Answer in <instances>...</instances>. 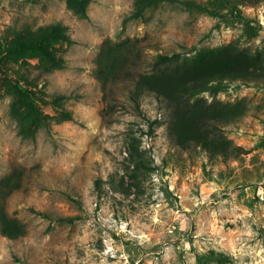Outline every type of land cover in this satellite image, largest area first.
I'll return each instance as SVG.
<instances>
[{"label": "rangeland", "instance_id": "rangeland-1", "mask_svg": "<svg viewBox=\"0 0 264 264\" xmlns=\"http://www.w3.org/2000/svg\"><path fill=\"white\" fill-rule=\"evenodd\" d=\"M133 1L90 0L82 15L65 0H0L1 46L52 23L71 38L49 43L64 67L0 55V204L22 224L15 237L0 229V264H264V2L194 0L211 14L162 1L135 16ZM127 39L104 89L98 52ZM172 52L220 63L191 101L241 105L217 123L240 150L181 146L167 101L150 90L131 99L138 73ZM17 70L40 97L63 95L41 104L49 124L33 135L10 111Z\"/></svg>", "mask_w": 264, "mask_h": 264}, {"label": "trees", "instance_id": "trees-1", "mask_svg": "<svg viewBox=\"0 0 264 264\" xmlns=\"http://www.w3.org/2000/svg\"><path fill=\"white\" fill-rule=\"evenodd\" d=\"M76 13L84 15L90 0H65ZM162 1L180 2L192 6L199 11L216 14L214 7L194 0H134L132 14L140 15L148 6L157 5ZM257 2L264 0H241ZM57 40L70 41L71 38L61 23L40 25L34 29L16 32L5 45H0V55L7 54L12 58L36 56L48 68L64 67L62 56L51 50L49 43ZM129 40L119 43L103 42L97 56L96 76L104 89L109 82L116 80L120 63L125 62V55L119 53L127 48ZM224 62L227 66L228 61ZM220 63L207 59L204 52L199 53L190 61L180 58L177 52L157 53L150 71L138 73L130 92L131 99L138 101L144 90L153 91L159 98L171 106L169 133L173 140L181 146L198 144L206 149L211 156L227 157L234 150H240L239 145L229 146V141L219 131L217 123L235 119L243 112L239 104L210 102L206 104L201 98L191 101L198 93L207 90L213 80L214 66ZM34 81L28 73L16 71L15 77H9L7 87L12 92L10 111L17 118L18 130L23 135H33L40 126L49 124V117L44 113L41 104L55 103L63 95H55L52 100L40 97L34 87ZM63 118H72L68 111L62 112ZM234 151V152H235ZM138 167L139 164L135 163ZM12 185L9 188H14ZM9 191H6V194ZM5 194V195H6ZM60 220L65 219L63 217ZM71 219V218H70ZM0 229L11 237L21 234L22 224L8 217L0 204Z\"/></svg>", "mask_w": 264, "mask_h": 264}]
</instances>
